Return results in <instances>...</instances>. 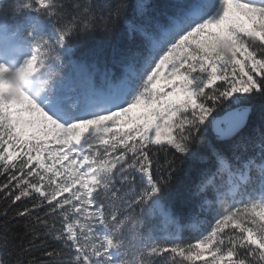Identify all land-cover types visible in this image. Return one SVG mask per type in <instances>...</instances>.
<instances>
[{"label": "snow or ice", "instance_id": "6c2138e0", "mask_svg": "<svg viewBox=\"0 0 264 264\" xmlns=\"http://www.w3.org/2000/svg\"><path fill=\"white\" fill-rule=\"evenodd\" d=\"M0 177V264H264V0H0Z\"/></svg>", "mask_w": 264, "mask_h": 264}, {"label": "trees", "instance_id": "16d2710c", "mask_svg": "<svg viewBox=\"0 0 264 264\" xmlns=\"http://www.w3.org/2000/svg\"><path fill=\"white\" fill-rule=\"evenodd\" d=\"M70 3H85L86 0H69ZM155 2L158 4V5H165L167 3L170 2V0H155ZM71 10V9H70ZM102 31V30H101ZM119 39V34H117L115 37H114V40H118ZM95 40L97 42H100L103 40V37L100 36L99 34L95 37ZM4 180V177H0V181H3ZM4 201L3 200H0V207H3L4 206ZM24 203H27V201H25ZM22 206V205H21ZM228 206V202L226 201L223 205V207H227ZM14 208L16 206H13ZM11 213L9 215V217L7 219H5L4 217L0 216V236H2L5 232V228L3 227V225L6 224L7 228L9 230H12L14 231L15 233H17L18 235H16L13 239V242H12V246H10L6 252L10 255V258L12 259H15L16 256H17V253L19 252V245L21 243H24L26 244L27 240L28 239H31V235L30 234H27L26 233L28 232L27 229H25L22 225L25 223L24 220H21V221H13L11 219ZM206 226V225H205ZM202 227H199V228H195V229H190L189 230V233H182V238L185 240V241H190L194 235H196L199 231L202 230ZM51 249V248H61V245L59 244V242L57 241H54L50 238H46L44 239L43 241H37L36 242V247L31 250L30 252H27V253H24L23 256L21 257L22 259H27V258H30L32 256H40L41 252L45 249Z\"/></svg>", "mask_w": 264, "mask_h": 264}, {"label": "rangeland", "instance_id": "374dc122", "mask_svg": "<svg viewBox=\"0 0 264 264\" xmlns=\"http://www.w3.org/2000/svg\"><path fill=\"white\" fill-rule=\"evenodd\" d=\"M3 2H4L5 4H7V3L11 2V0H3ZM160 83H161V84H163V83H164V81H163V80H161V81H160Z\"/></svg>", "mask_w": 264, "mask_h": 264}]
</instances>
